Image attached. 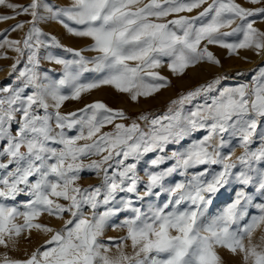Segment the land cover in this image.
<instances>
[{
  "label": "snow or ice",
  "instance_id": "6c2138e0",
  "mask_svg": "<svg viewBox=\"0 0 264 264\" xmlns=\"http://www.w3.org/2000/svg\"><path fill=\"white\" fill-rule=\"evenodd\" d=\"M0 7L11 10L0 22L31 18L0 33V50L16 53L15 79L0 85V247L8 250L0 264H225L220 249L242 264H264V231L254 239L264 228V67L234 84L217 75L163 113L133 118L101 100L62 111L103 86L134 103L153 97L171 84L164 67L176 77L201 64L222 67L210 46L264 58L256 26L264 0H0ZM48 21L91 43L64 46L39 26ZM25 25L21 39L8 38ZM42 61L62 66L59 78ZM84 173L99 183L82 186ZM224 192L231 194L221 200ZM109 228L124 234L105 240ZM33 233L43 242L23 258L9 254Z\"/></svg>",
  "mask_w": 264,
  "mask_h": 264
},
{
  "label": "rangeland",
  "instance_id": "374dc122",
  "mask_svg": "<svg viewBox=\"0 0 264 264\" xmlns=\"http://www.w3.org/2000/svg\"><path fill=\"white\" fill-rule=\"evenodd\" d=\"M11 2L15 4L27 5L30 0H11ZM48 2L64 6L68 5L70 3V0H48ZM238 2L244 3V0H238ZM201 10L202 9H197L194 10L192 13L185 14L196 15ZM10 11L11 10L6 9L4 7H0V14L10 13ZM30 19L31 18L29 16L22 15L13 20L0 22V33H4L5 29H10L11 26L16 24L18 21ZM39 26L45 33L56 36L57 39L60 40V42L66 47L82 49L87 47L91 43V41L87 38H79L70 35L69 33H67L66 29H64L62 25L55 21L44 22L41 23ZM256 26L264 30V23H257ZM27 29L28 25H25V28L23 30L10 32L8 38L21 39ZM2 38L3 37L0 36V39ZM210 50H212L214 54L220 59L222 67L201 64L196 67L187 69L185 75L182 77L173 76L169 72L167 67H164L160 71L162 75L169 78V80L171 81L170 86L165 89H162L153 97H150L148 99H141L139 103H134L130 101L129 97L126 94L118 93L110 86H103L99 89L94 90L92 93L85 95L80 101H66L62 111H76L87 103H91L96 100H101L108 104L110 107L125 110L129 114V116L133 118H135L142 112L163 113L166 110L169 102L172 99H175L181 92H186L201 83H205L208 80H211L217 75L227 74L230 77H234V79L228 81V83L234 84L238 80L250 79L251 76L254 74L255 70H257L259 67H264V58L256 56L252 52L241 50L239 56L230 57L228 56L227 51L225 49H221L216 46H210ZM0 51L5 52L9 57L6 59L0 58V85H4L14 81L15 79V74L10 76L9 72L12 63L14 62L12 57H15L16 53L7 48ZM53 51L58 55H64L66 59L72 58L71 54L64 53L62 49H54ZM85 55L91 56L93 55V53L85 52ZM245 57L247 59H245ZM22 66L23 64H21L19 67ZM41 69L44 71H50L51 75H53L55 78H59L62 71V66L56 65L54 63H49L47 61H42ZM237 72H243L245 73V76L235 77V74ZM253 146L255 147V145ZM237 153H239V149H237ZM80 183L82 186L87 187L90 184L95 185L99 183V180L95 177L94 173H84ZM230 194V192H224L223 196H221L220 199L223 200ZM18 199L20 201H23L26 198L24 196H21ZM250 213H255V209H250ZM122 218L123 217H121V219ZM41 222L59 227V224L55 220L47 216L41 217ZM262 231H264V228L257 230V232L254 234V239L257 240V242ZM123 234V231L113 230L112 228H109L107 229L106 235L103 239L107 240L108 237H118ZM44 239L45 237L38 233H33L31 243L21 238L17 244V250L12 251L9 254L13 257L23 258L25 249L31 251L38 244L42 243ZM5 251L8 250L4 249L3 247H0V253H3ZM219 251L224 259L225 264H242V257L234 256L224 249H220Z\"/></svg>",
  "mask_w": 264,
  "mask_h": 264
}]
</instances>
